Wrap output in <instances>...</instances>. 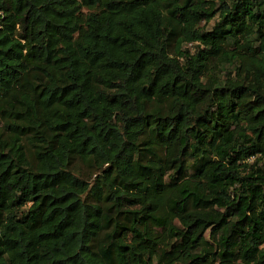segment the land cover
Masks as SVG:
<instances>
[{
  "label": "trees",
  "instance_id": "16d2710c",
  "mask_svg": "<svg viewBox=\"0 0 264 264\" xmlns=\"http://www.w3.org/2000/svg\"><path fill=\"white\" fill-rule=\"evenodd\" d=\"M0 121V264H264V0H0Z\"/></svg>",
  "mask_w": 264,
  "mask_h": 264
},
{
  "label": "rangeland",
  "instance_id": "374dc122",
  "mask_svg": "<svg viewBox=\"0 0 264 264\" xmlns=\"http://www.w3.org/2000/svg\"><path fill=\"white\" fill-rule=\"evenodd\" d=\"M214 21H212L208 27H212ZM2 126V122L0 121V127ZM79 170L81 171V173H83L85 176H88L89 175V171H88V168L83 164V163H80L79 165Z\"/></svg>",
  "mask_w": 264,
  "mask_h": 264
}]
</instances>
